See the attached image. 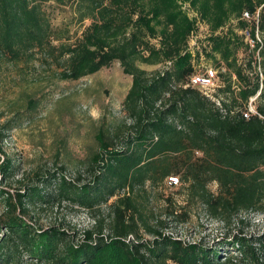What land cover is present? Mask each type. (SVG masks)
Segmentation results:
<instances>
[{
	"label": "trees",
	"instance_id": "16d2710c",
	"mask_svg": "<svg viewBox=\"0 0 264 264\" xmlns=\"http://www.w3.org/2000/svg\"><path fill=\"white\" fill-rule=\"evenodd\" d=\"M183 1L210 30L197 59L212 58L219 70L216 101L189 85L197 59L186 46L195 23L177 0H0V53L19 60L44 52L59 62L63 80H80L115 61L132 77L123 103L129 125L96 136L97 183L78 186L53 174L7 192L1 186L17 167L2 158L0 146V264H264V232H246L247 215H264V0ZM50 3L71 7V20L88 26L75 37L68 24L54 28ZM261 7L258 62L240 32L223 30L234 19L245 29L243 13ZM239 49L249 58L239 60ZM252 97L259 115L246 119L242 112ZM171 177L185 206L169 200L168 216L186 222L185 207L200 205L227 228L237 227L222 238L223 250L183 242L160 230L163 221L151 223L154 214H146L136 193ZM63 203L89 211L109 205V233L99 220L75 243L60 226L36 225L31 209ZM143 230L153 239H143Z\"/></svg>",
	"mask_w": 264,
	"mask_h": 264
},
{
	"label": "rangeland",
	"instance_id": "374dc122",
	"mask_svg": "<svg viewBox=\"0 0 264 264\" xmlns=\"http://www.w3.org/2000/svg\"><path fill=\"white\" fill-rule=\"evenodd\" d=\"M177 3L195 23L186 52L196 60L197 52H203L202 48L208 42L210 30L198 20L197 13L189 3L183 0H177ZM47 8L51 12L54 28L56 25L68 24L77 34L74 37L79 36L89 24L78 26L75 20H71V7L66 9L50 3ZM237 21L232 20V25H228L224 33L228 29L240 32ZM241 51H238L239 60L248 59L246 53ZM31 54V57L22 56L14 60L10 54L0 53V132L5 136L4 141L0 138V146L5 154L2 158H10L17 167V175L9 178L1 187L14 194L19 188L37 182L38 178L53 174H56L58 181L64 177L78 186L97 183L96 176L102 173V168L96 167L92 171L96 166L93 159L100 152L96 136L102 130H115L129 125L123 103L131 88L132 77L126 75L121 64L115 61L80 80H63L60 77L63 68L59 62L44 52L34 51ZM199 64L200 70L207 66L214 67L212 58L206 57ZM161 66L142 67L151 71ZM212 190L216 191L217 186L213 185ZM136 196L142 202L146 214L151 211L154 214L151 221L153 225L163 221L165 225L160 227L162 232L186 243L197 242L205 247L223 250L222 238L237 229L235 226L227 228L212 219L200 205L185 207L184 210L189 214L186 222L169 217V200L172 199L177 206H185L180 183L170 184L169 178L164 186H148L144 192H137ZM31 210L38 227L60 226L71 234L75 243L82 240L85 231L92 229L99 220H105V235L110 231L109 205L89 211L63 203L44 207L43 210ZM184 210L178 211L181 213ZM247 217L251 220L250 226L246 228L247 233L264 232V215L252 213ZM141 236L149 241L153 239L144 230ZM13 264L36 263L16 259Z\"/></svg>",
	"mask_w": 264,
	"mask_h": 264
},
{
	"label": "built area",
	"instance_id": "2783aa9c",
	"mask_svg": "<svg viewBox=\"0 0 264 264\" xmlns=\"http://www.w3.org/2000/svg\"><path fill=\"white\" fill-rule=\"evenodd\" d=\"M259 8L257 13L251 14L248 11H245L241 17V20L246 22L248 26L240 31V34L243 35L245 43L247 46H249V51L255 52V58L260 61V51L263 47V40L261 37V33L259 30V24H260V10ZM256 23V25H254ZM255 26V34H253V27ZM222 31V30H221ZM219 34V33H218ZM202 53L201 51H198ZM197 52V53H198ZM197 56V54H196ZM206 57L202 54L201 58L194 60V63L196 62V73L190 78L189 85L193 88L199 89L203 94H205L207 97L213 99L216 101V98L214 96L216 89L220 86V76H219V70L215 67H206L204 70H200V60H204ZM170 65V63H169ZM259 71L262 72L261 68ZM261 77L263 79V75L261 74ZM263 87V85H261ZM256 100L257 97L250 98L248 102L247 109L244 110L243 116L246 119H249L253 115H259L256 109ZM170 184H178V179L176 178H169Z\"/></svg>",
	"mask_w": 264,
	"mask_h": 264
}]
</instances>
